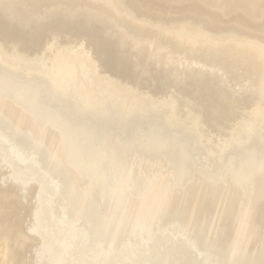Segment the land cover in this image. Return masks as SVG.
Instances as JSON below:
<instances>
[{
	"label": "bare ground",
	"instance_id": "obj_1",
	"mask_svg": "<svg viewBox=\"0 0 264 264\" xmlns=\"http://www.w3.org/2000/svg\"><path fill=\"white\" fill-rule=\"evenodd\" d=\"M0 264H264V0H0Z\"/></svg>",
	"mask_w": 264,
	"mask_h": 264
}]
</instances>
